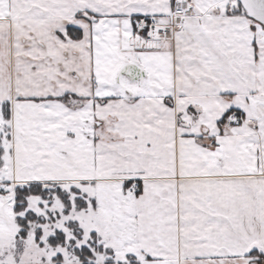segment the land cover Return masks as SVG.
<instances>
[{"label": "snow or ice", "instance_id": "snow-or-ice-1", "mask_svg": "<svg viewBox=\"0 0 264 264\" xmlns=\"http://www.w3.org/2000/svg\"><path fill=\"white\" fill-rule=\"evenodd\" d=\"M0 264H264V0H0Z\"/></svg>", "mask_w": 264, "mask_h": 264}]
</instances>
